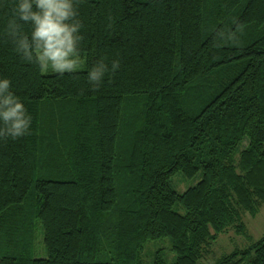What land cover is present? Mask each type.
Masks as SVG:
<instances>
[{
	"label": "trees",
	"instance_id": "1",
	"mask_svg": "<svg viewBox=\"0 0 264 264\" xmlns=\"http://www.w3.org/2000/svg\"><path fill=\"white\" fill-rule=\"evenodd\" d=\"M12 3L0 76L31 127L0 138V264H143L165 238L175 259L153 264H202L220 234L248 236L264 206V0H78L85 67L64 73L15 51ZM177 172L201 177L179 192ZM208 264H264V235Z\"/></svg>",
	"mask_w": 264,
	"mask_h": 264
},
{
	"label": "clouds",
	"instance_id": "2",
	"mask_svg": "<svg viewBox=\"0 0 264 264\" xmlns=\"http://www.w3.org/2000/svg\"><path fill=\"white\" fill-rule=\"evenodd\" d=\"M4 0H0V6ZM82 21L78 0H13L4 20L3 34L26 61L37 64L41 73L77 71L83 66ZM119 68L113 61L111 71ZM109 67L98 61L87 72L93 88L102 85ZM31 116L24 102L12 91V82L0 76V138L27 135Z\"/></svg>",
	"mask_w": 264,
	"mask_h": 264
},
{
	"label": "rangeland",
	"instance_id": "3",
	"mask_svg": "<svg viewBox=\"0 0 264 264\" xmlns=\"http://www.w3.org/2000/svg\"><path fill=\"white\" fill-rule=\"evenodd\" d=\"M84 67L85 64L83 61V66L79 70L84 69ZM51 72L54 71L44 73ZM200 177V174H197L196 176L189 178L182 172H177L171 177L170 183L177 191L184 192L189 187L195 185ZM181 212H183L182 209ZM244 220L249 231L248 236L237 235L233 230L220 234L210 253L201 260L202 264L212 263L222 254L227 253L236 247H246L252 241L257 240L264 235V206L256 215H250L249 213L245 215ZM158 250L162 251L163 257L166 261H174L176 254L171 250L170 240L165 238L148 242L142 255L143 264H153Z\"/></svg>",
	"mask_w": 264,
	"mask_h": 264
}]
</instances>
